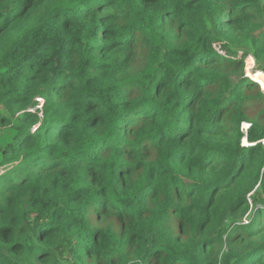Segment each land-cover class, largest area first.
<instances>
[{
	"label": "trees",
	"instance_id": "16d2710c",
	"mask_svg": "<svg viewBox=\"0 0 264 264\" xmlns=\"http://www.w3.org/2000/svg\"><path fill=\"white\" fill-rule=\"evenodd\" d=\"M245 66L264 0H0V264H264Z\"/></svg>",
	"mask_w": 264,
	"mask_h": 264
},
{
	"label": "built area",
	"instance_id": "2783aa9c",
	"mask_svg": "<svg viewBox=\"0 0 264 264\" xmlns=\"http://www.w3.org/2000/svg\"><path fill=\"white\" fill-rule=\"evenodd\" d=\"M245 125H248L250 127L251 123H243V125H242V130L244 132V137L241 139V143H242V145L247 146V145H250V144H244L243 141L245 139L247 140V133H248L249 127L245 128L244 127ZM263 144H264V141H263Z\"/></svg>",
	"mask_w": 264,
	"mask_h": 264
},
{
	"label": "rangeland",
	"instance_id": "374dc122",
	"mask_svg": "<svg viewBox=\"0 0 264 264\" xmlns=\"http://www.w3.org/2000/svg\"><path fill=\"white\" fill-rule=\"evenodd\" d=\"M217 46H218V44H217ZM219 47V46H218ZM257 69H258V65H257V63H256V65L254 66V72L255 73H259V72H256L257 71ZM245 72H246V74H245V77H250V75H248V73H247V70H246V66H245ZM251 78V77H250ZM261 85V84H260ZM36 106H35V110L40 114V111L37 109V106H38V101L36 100Z\"/></svg>",
	"mask_w": 264,
	"mask_h": 264
},
{
	"label": "snow or ice",
	"instance_id": "6c2138e0",
	"mask_svg": "<svg viewBox=\"0 0 264 264\" xmlns=\"http://www.w3.org/2000/svg\"><path fill=\"white\" fill-rule=\"evenodd\" d=\"M244 127L247 128V127H249V126H248V125H245ZM243 143H244V144H247V140L245 139V140L243 141ZM113 264H116V261H115V260L113 261Z\"/></svg>",
	"mask_w": 264,
	"mask_h": 264
},
{
	"label": "water",
	"instance_id": "95a60500",
	"mask_svg": "<svg viewBox=\"0 0 264 264\" xmlns=\"http://www.w3.org/2000/svg\"><path fill=\"white\" fill-rule=\"evenodd\" d=\"M236 52H239V51H236ZM251 79H253L254 81H256V79H254V78H251ZM256 82H258L259 84H261L259 81H256ZM261 88L264 90V86L262 84H261Z\"/></svg>",
	"mask_w": 264,
	"mask_h": 264
},
{
	"label": "clouds",
	"instance_id": "9594fccd",
	"mask_svg": "<svg viewBox=\"0 0 264 264\" xmlns=\"http://www.w3.org/2000/svg\"><path fill=\"white\" fill-rule=\"evenodd\" d=\"M247 142H248V137H247ZM247 144H249V143H247ZM244 146V145H243Z\"/></svg>",
	"mask_w": 264,
	"mask_h": 264
},
{
	"label": "crops",
	"instance_id": "0c3cea01",
	"mask_svg": "<svg viewBox=\"0 0 264 264\" xmlns=\"http://www.w3.org/2000/svg\"><path fill=\"white\" fill-rule=\"evenodd\" d=\"M0 168H3V167H0ZM3 169H4V168H3ZM3 171H5V169H4Z\"/></svg>",
	"mask_w": 264,
	"mask_h": 264
}]
</instances>
